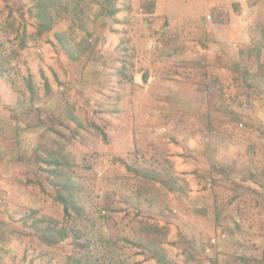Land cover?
Returning a JSON list of instances; mask_svg holds the SVG:
<instances>
[{"label": "rangeland", "instance_id": "1", "mask_svg": "<svg viewBox=\"0 0 264 264\" xmlns=\"http://www.w3.org/2000/svg\"><path fill=\"white\" fill-rule=\"evenodd\" d=\"M34 4L0 0V264H264V0Z\"/></svg>", "mask_w": 264, "mask_h": 264}, {"label": "trees", "instance_id": "2", "mask_svg": "<svg viewBox=\"0 0 264 264\" xmlns=\"http://www.w3.org/2000/svg\"><path fill=\"white\" fill-rule=\"evenodd\" d=\"M34 1H35L34 7L37 9L35 15L39 20V25H38L39 33H42L43 31L46 30H50L52 28V22L55 17L56 6H58L59 0H34ZM112 12L116 13L117 10L114 9L110 13ZM57 40L59 43H62L64 48L67 47L63 38L59 37ZM67 52L70 57H73L72 54L69 52V50H67ZM70 115L71 117H73L72 119L75 120V117L72 116V114ZM50 163H52L53 165H60V162L56 158H53ZM53 184H57V183H53ZM63 187L66 188V185L64 184ZM58 195L60 197V200L64 204V209L66 212L69 211L70 207L72 208L77 207V202H75L74 198H72V194H70L69 196H64L62 194H58ZM62 233H63L62 238L66 237L67 235L66 232L63 231ZM53 239L47 238L46 240L48 241V243H55L57 241V238L53 237ZM157 255L158 257L162 258V256H160L158 252Z\"/></svg>", "mask_w": 264, "mask_h": 264}, {"label": "crops", "instance_id": "3", "mask_svg": "<svg viewBox=\"0 0 264 264\" xmlns=\"http://www.w3.org/2000/svg\"><path fill=\"white\" fill-rule=\"evenodd\" d=\"M237 12H239V11H237ZM221 13V12H220ZM227 13V12H226ZM236 26H235V31H238V32H248V34L251 36H253V34L255 35V34H260V38H263V40H264V29H262V30H260L259 29V27H258V22L256 23V25H254V26H251V25H249L248 27L249 28H246V27H244L243 25H241L240 23H237V24H235ZM216 26V25H215ZM235 31L232 33V39H233V41L235 40ZM245 33H243V35H244ZM251 36V37H252ZM259 37V36H258ZM261 39H258L257 41H260ZM256 41V43L258 44V46H260L259 45V43ZM263 49V48H262ZM4 87H6V86H1V84H0V109H6V106H5V104L7 103V100H8V98L6 97V95H5V91H4ZM6 89V88H5ZM24 155V154H23ZM2 161H3V163H4V160L2 159ZM12 162H14V160H11ZM262 236V238H261V240L263 239L264 240V234H262L261 235ZM259 240H260V238H259ZM259 243H262V242H259Z\"/></svg>", "mask_w": 264, "mask_h": 264}, {"label": "built area", "instance_id": "4", "mask_svg": "<svg viewBox=\"0 0 264 264\" xmlns=\"http://www.w3.org/2000/svg\"><path fill=\"white\" fill-rule=\"evenodd\" d=\"M225 237V234H222L221 237H218V238H214L212 240L213 243H219L220 241L219 240H222L223 238ZM219 241V242H218Z\"/></svg>", "mask_w": 264, "mask_h": 264}]
</instances>
